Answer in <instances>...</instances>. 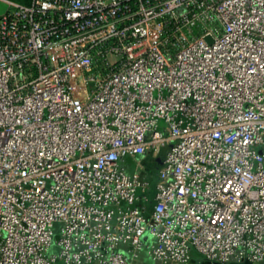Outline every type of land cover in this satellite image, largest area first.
<instances>
[{
    "label": "built area",
    "instance_id": "2783aa9c",
    "mask_svg": "<svg viewBox=\"0 0 264 264\" xmlns=\"http://www.w3.org/2000/svg\"><path fill=\"white\" fill-rule=\"evenodd\" d=\"M0 2V264H264V0Z\"/></svg>",
    "mask_w": 264,
    "mask_h": 264
},
{
    "label": "rangeland",
    "instance_id": "374dc122",
    "mask_svg": "<svg viewBox=\"0 0 264 264\" xmlns=\"http://www.w3.org/2000/svg\"><path fill=\"white\" fill-rule=\"evenodd\" d=\"M6 8V4L0 2V13ZM167 150V147L164 149L162 155L159 158L153 157L152 155H147L144 158V162L146 164V170L148 172V180L150 181L152 188L154 189L155 183L158 179V173L162 166V162L164 159L165 152ZM57 249L53 250V252H56Z\"/></svg>",
    "mask_w": 264,
    "mask_h": 264
},
{
    "label": "crops",
    "instance_id": "0c3cea01",
    "mask_svg": "<svg viewBox=\"0 0 264 264\" xmlns=\"http://www.w3.org/2000/svg\"><path fill=\"white\" fill-rule=\"evenodd\" d=\"M144 258L147 259L146 256H144ZM147 261L149 262V264H158V263L150 261L149 259H147ZM191 264H208V263L205 261L203 257L196 255V257H194Z\"/></svg>",
    "mask_w": 264,
    "mask_h": 264
},
{
    "label": "trees",
    "instance_id": "16d2710c",
    "mask_svg": "<svg viewBox=\"0 0 264 264\" xmlns=\"http://www.w3.org/2000/svg\"><path fill=\"white\" fill-rule=\"evenodd\" d=\"M15 1H19V2H22V3H28V2H30V0H15Z\"/></svg>",
    "mask_w": 264,
    "mask_h": 264
}]
</instances>
